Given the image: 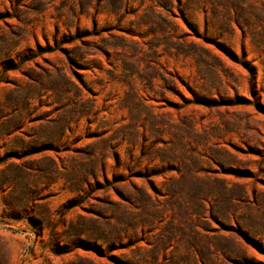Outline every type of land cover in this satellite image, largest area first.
<instances>
[{"label":"rangeland","instance_id":"obj_1","mask_svg":"<svg viewBox=\"0 0 264 264\" xmlns=\"http://www.w3.org/2000/svg\"><path fill=\"white\" fill-rule=\"evenodd\" d=\"M0 264H264V0H0Z\"/></svg>","mask_w":264,"mask_h":264}]
</instances>
